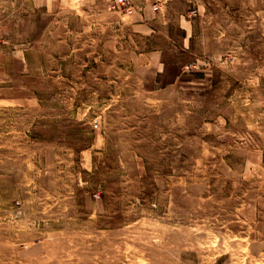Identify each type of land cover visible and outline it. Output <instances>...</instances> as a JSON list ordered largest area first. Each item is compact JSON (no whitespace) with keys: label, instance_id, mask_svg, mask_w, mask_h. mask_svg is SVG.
Wrapping results in <instances>:
<instances>
[{"label":"rangeland","instance_id":"1","mask_svg":"<svg viewBox=\"0 0 264 264\" xmlns=\"http://www.w3.org/2000/svg\"><path fill=\"white\" fill-rule=\"evenodd\" d=\"M0 264H264V0H0Z\"/></svg>","mask_w":264,"mask_h":264},{"label":"built area","instance_id":"2","mask_svg":"<svg viewBox=\"0 0 264 264\" xmlns=\"http://www.w3.org/2000/svg\"><path fill=\"white\" fill-rule=\"evenodd\" d=\"M120 2H121V3H123V2H124V0H120Z\"/></svg>","mask_w":264,"mask_h":264}]
</instances>
